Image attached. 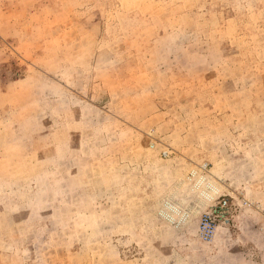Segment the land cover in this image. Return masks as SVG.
<instances>
[{
  "label": "rangeland",
  "instance_id": "rangeland-1",
  "mask_svg": "<svg viewBox=\"0 0 264 264\" xmlns=\"http://www.w3.org/2000/svg\"><path fill=\"white\" fill-rule=\"evenodd\" d=\"M0 264H264V0H0Z\"/></svg>",
  "mask_w": 264,
  "mask_h": 264
},
{
  "label": "built area",
  "instance_id": "built-area-1",
  "mask_svg": "<svg viewBox=\"0 0 264 264\" xmlns=\"http://www.w3.org/2000/svg\"><path fill=\"white\" fill-rule=\"evenodd\" d=\"M233 210V204L227 196L212 203L200 217L199 230L202 238L212 240L221 226H229L233 220Z\"/></svg>",
  "mask_w": 264,
  "mask_h": 264
}]
</instances>
